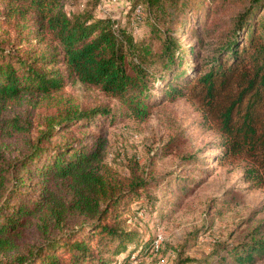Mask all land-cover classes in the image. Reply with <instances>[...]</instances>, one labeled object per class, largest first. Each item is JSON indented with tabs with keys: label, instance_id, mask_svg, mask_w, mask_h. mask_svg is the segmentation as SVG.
I'll return each mask as SVG.
<instances>
[{
	"label": "trees",
	"instance_id": "1",
	"mask_svg": "<svg viewBox=\"0 0 264 264\" xmlns=\"http://www.w3.org/2000/svg\"><path fill=\"white\" fill-rule=\"evenodd\" d=\"M62 1L0 0V264H103V242L131 239L119 208L148 183L108 167L106 136L88 129L110 115L112 101L141 119L155 101L187 97L219 138L215 158L240 166L248 187L264 189V24L257 31L254 17L264 0H250L227 29L220 20L211 27L207 11L202 29H190L196 43L172 35L182 23L160 29L155 49L130 27L72 15ZM198 1L128 0L127 8L140 5V21L145 6L172 17ZM69 81L107 100L74 104L60 93ZM263 228L233 246L236 262L264 257Z\"/></svg>",
	"mask_w": 264,
	"mask_h": 264
},
{
	"label": "rangeland",
	"instance_id": "2",
	"mask_svg": "<svg viewBox=\"0 0 264 264\" xmlns=\"http://www.w3.org/2000/svg\"><path fill=\"white\" fill-rule=\"evenodd\" d=\"M206 1L194 2L192 10L175 12L172 17L153 16L145 6L140 21L127 8L128 0L62 2L72 15L89 13L110 18L117 28L130 27L131 35L152 43L155 49L160 29L182 23L184 26L171 30L172 35L183 44L196 43L190 29H202L207 11L211 27L220 20L227 29L250 2L218 1L215 7L214 2L208 0L211 4L206 5ZM254 17L259 31L264 24V2ZM185 57V65L192 63L191 56ZM60 93L74 104L107 100L79 81H69ZM116 102H109L110 115L96 116L88 129L100 127L106 136L104 163L108 167L119 176L143 178L148 185L138 197L132 195L120 206L118 224L132 232L131 239L124 244L117 239L103 242L99 248L106 260L103 264H155L159 259L174 264L185 258L192 259L191 264H244L234 260L232 249L249 240L254 226L264 222V189L248 187L241 179L240 166L215 158L220 152L219 138L187 97L155 101L141 119L128 115ZM251 264H264V257Z\"/></svg>",
	"mask_w": 264,
	"mask_h": 264
},
{
	"label": "built area",
	"instance_id": "3",
	"mask_svg": "<svg viewBox=\"0 0 264 264\" xmlns=\"http://www.w3.org/2000/svg\"><path fill=\"white\" fill-rule=\"evenodd\" d=\"M140 11H141V7H140V5H136L135 8H134V13H135L136 15H139L138 13H139ZM155 264H164V263H163V260H162V259H159V260L156 261Z\"/></svg>",
	"mask_w": 264,
	"mask_h": 264
}]
</instances>
